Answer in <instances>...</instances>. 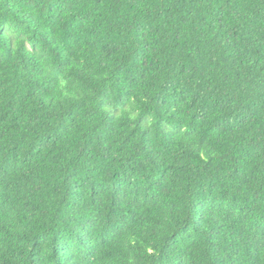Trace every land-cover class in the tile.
<instances>
[{"label":"trees","instance_id":"16d2710c","mask_svg":"<svg viewBox=\"0 0 264 264\" xmlns=\"http://www.w3.org/2000/svg\"><path fill=\"white\" fill-rule=\"evenodd\" d=\"M0 264H264V0H0Z\"/></svg>","mask_w":264,"mask_h":264}]
</instances>
